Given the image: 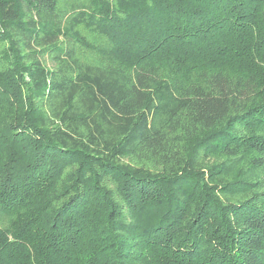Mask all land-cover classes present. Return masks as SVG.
Returning a JSON list of instances; mask_svg holds the SVG:
<instances>
[{
	"label": "trees",
	"instance_id": "16d2710c",
	"mask_svg": "<svg viewBox=\"0 0 264 264\" xmlns=\"http://www.w3.org/2000/svg\"><path fill=\"white\" fill-rule=\"evenodd\" d=\"M0 264H264V0H0Z\"/></svg>",
	"mask_w": 264,
	"mask_h": 264
},
{
	"label": "rangeland",
	"instance_id": "374dc122",
	"mask_svg": "<svg viewBox=\"0 0 264 264\" xmlns=\"http://www.w3.org/2000/svg\"><path fill=\"white\" fill-rule=\"evenodd\" d=\"M87 54H88L89 56H92L89 52H87Z\"/></svg>",
	"mask_w": 264,
	"mask_h": 264
}]
</instances>
